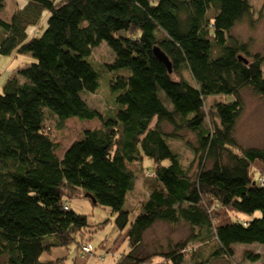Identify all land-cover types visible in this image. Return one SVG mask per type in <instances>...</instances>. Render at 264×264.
Returning a JSON list of instances; mask_svg holds the SVG:
<instances>
[{
    "label": "trees",
    "instance_id": "obj_1",
    "mask_svg": "<svg viewBox=\"0 0 264 264\" xmlns=\"http://www.w3.org/2000/svg\"><path fill=\"white\" fill-rule=\"evenodd\" d=\"M6 3L0 55L30 57L0 82V264H58L64 257L50 259L53 248L88 242L86 214L72 201L79 196L116 213L112 245L121 236L128 246L114 264H204L231 256L233 245L264 249V146H241L234 135L241 90L264 97V47L252 52L228 35L257 8L262 15L264 0H24L9 17ZM101 44L111 59L99 64ZM100 70L115 72L112 114L84 98ZM215 94L230 98L206 110ZM71 117L99 124L59 153L53 133ZM184 130L195 138L188 156L168 142ZM144 157L151 176L130 220L132 166L143 172ZM157 222L189 234L146 254L144 234Z\"/></svg>",
    "mask_w": 264,
    "mask_h": 264
},
{
    "label": "rangeland",
    "instance_id": "obj_2",
    "mask_svg": "<svg viewBox=\"0 0 264 264\" xmlns=\"http://www.w3.org/2000/svg\"><path fill=\"white\" fill-rule=\"evenodd\" d=\"M24 5V0H7L6 6L2 11L4 16L9 17L17 7L21 8ZM259 5V3H257ZM259 9L252 14L253 18L247 19L243 17L236 22L230 29L229 37L236 38L250 46L252 52H260L264 47V11L259 15ZM257 14V15H256ZM216 52V50H215ZM27 54H9L0 55V82L11 76L12 73L23 60H29ZM93 59L97 63L102 64L106 60L111 59V53L105 44L99 45L94 49ZM24 64V63H23ZM264 69V63L262 64ZM101 73V70H100ZM115 72H102L98 77V87L94 93H88L84 96L87 103L101 111L104 115L112 114L115 111L114 99L109 88V80ZM183 75H189L183 70ZM174 78V77H173ZM176 78V77H175ZM174 78V79H175ZM229 96L222 94L208 95L205 97V109L208 110L210 106L217 101H226ZM113 99V100H112ZM241 101L243 110L238 117L235 126V139L241 146H264V97L255 95L249 88L245 87L241 90ZM99 120L93 119L80 120L76 117H71L65 121L64 128L53 133V139L58 143L57 151L61 153L62 149L66 147L73 140L77 139L81 132L86 127L98 125ZM167 131L170 130L169 125L164 124ZM183 140L168 138L169 144L177 151L184 152L186 156L189 155L188 149L184 145L194 143V135L189 131H181ZM143 172L140 170V165L134 164L132 168L138 172L139 176L135 177V183L131 191L128 193L127 200H125L124 208L130 210V220L139 212V204L147 193L146 180L151 176L150 170L152 168L151 159L144 157L141 162ZM145 177V178H142ZM74 208L80 214H86L87 230L84 235L93 247L88 252L82 254L84 248L83 244L77 245L72 243L61 248H53L50 254V259L62 258L64 260L58 264H114L118 254L123 250H127V241H120L121 236L118 237L112 245L114 239L119 233L115 224L116 213L108 206L92 203L84 196L74 197L72 199ZM189 234V229L185 226L179 225L174 227L162 222L155 223L144 234V245L146 246V254L151 253L154 248L166 249L170 244L177 240H182ZM123 236V235H122ZM103 243V244H102ZM193 247L194 244L190 243ZM191 247V248H192ZM79 250L81 255L76 252ZM188 250V249H187ZM233 254L227 258L223 256L214 257L204 264H257L264 261V249L259 244H238L233 245ZM252 252L259 256V260L253 262L251 256L246 255V252ZM205 253L209 251L204 249ZM87 253V254H86ZM160 258H164L160 255ZM156 260V259H155ZM155 260L148 264H155ZM181 264H193L189 258H184Z\"/></svg>",
    "mask_w": 264,
    "mask_h": 264
},
{
    "label": "water",
    "instance_id": "obj_3",
    "mask_svg": "<svg viewBox=\"0 0 264 264\" xmlns=\"http://www.w3.org/2000/svg\"><path fill=\"white\" fill-rule=\"evenodd\" d=\"M154 54L157 56V58L162 61L165 66L167 67L168 72L170 73L172 71L171 64L169 62L168 57L165 55L164 52H162L159 48L155 47L153 50ZM95 200L93 199V202Z\"/></svg>",
    "mask_w": 264,
    "mask_h": 264
},
{
    "label": "built area",
    "instance_id": "obj_4",
    "mask_svg": "<svg viewBox=\"0 0 264 264\" xmlns=\"http://www.w3.org/2000/svg\"><path fill=\"white\" fill-rule=\"evenodd\" d=\"M83 246H84V248H83L82 252L84 253V251H85V252H88L89 253V250L91 249V246L88 245V244H83Z\"/></svg>",
    "mask_w": 264,
    "mask_h": 264
},
{
    "label": "bare ground",
    "instance_id": "obj_5",
    "mask_svg": "<svg viewBox=\"0 0 264 264\" xmlns=\"http://www.w3.org/2000/svg\"><path fill=\"white\" fill-rule=\"evenodd\" d=\"M83 244H88V245H90L92 247V245H91V243L89 241L88 242L84 241Z\"/></svg>",
    "mask_w": 264,
    "mask_h": 264
},
{
    "label": "crops",
    "instance_id": "obj_6",
    "mask_svg": "<svg viewBox=\"0 0 264 264\" xmlns=\"http://www.w3.org/2000/svg\"><path fill=\"white\" fill-rule=\"evenodd\" d=\"M93 247V246H92ZM76 252H77V254L79 253L80 255H81V253L79 252V250H77V248H76ZM83 255H81V257H82ZM84 257V256H83ZM82 257V258H83Z\"/></svg>",
    "mask_w": 264,
    "mask_h": 264
}]
</instances>
